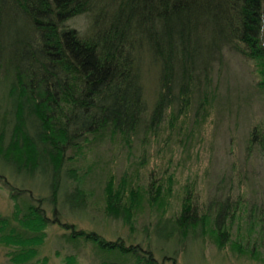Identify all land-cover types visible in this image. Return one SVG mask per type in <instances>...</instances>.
<instances>
[{"label":"trees","instance_id":"obj_1","mask_svg":"<svg viewBox=\"0 0 264 264\" xmlns=\"http://www.w3.org/2000/svg\"><path fill=\"white\" fill-rule=\"evenodd\" d=\"M80 16L88 21L84 35L67 27ZM225 50L255 61L264 78V0H0V185L20 227L0 216L8 262L47 264L36 257L50 225L66 243L91 247L98 264H192L193 249L203 255L208 237L218 249L238 247L230 241L237 204L215 197L201 206L185 190L177 211L167 213L162 186L147 200L158 218L135 243L61 222L89 215L77 154L106 138L157 134L197 107L206 111ZM147 67L155 71L149 93ZM248 143L264 153V123ZM35 181L45 196L34 195ZM112 183L105 216L132 232V211L150 193ZM77 257L64 259L75 264Z\"/></svg>","mask_w":264,"mask_h":264},{"label":"rangeland","instance_id":"obj_2","mask_svg":"<svg viewBox=\"0 0 264 264\" xmlns=\"http://www.w3.org/2000/svg\"><path fill=\"white\" fill-rule=\"evenodd\" d=\"M87 25L85 16L67 22V27L81 35L86 34ZM148 68L143 72V83L149 93L155 86V71ZM258 70L255 61L225 50L222 62L214 69V96L206 111L197 107L179 121H166L157 134L142 132L130 142L106 138L78 153L79 184L86 195L89 215L83 220L62 215L61 222L95 232L107 241L135 243L143 228L158 218L157 207L147 204L158 186L166 194L167 213L177 211L185 190L195 195L201 206L212 198L226 197L238 206L230 241L239 248L225 244L218 249L208 237L203 255L193 249L191 263L264 264V153L248 143L251 129L264 123V78ZM111 179L114 190L122 185L127 191L150 193V198L143 195L138 208L132 211V232L129 225L105 216L104 191ZM13 181L21 183L17 177ZM39 183L34 182L36 197L46 195ZM13 207L8 191L0 185V216L10 218ZM12 218L11 224L19 229L18 221ZM44 232L37 259L46 257L47 264H66L65 257L78 254L75 264H98L91 247L66 243L59 226L50 225ZM6 250L0 242V264H10Z\"/></svg>","mask_w":264,"mask_h":264}]
</instances>
